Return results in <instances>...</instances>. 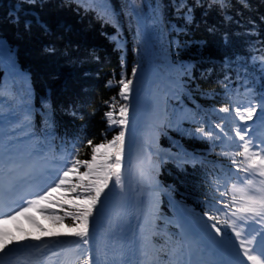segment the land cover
<instances>
[{"label":"trees","instance_id":"16d2710c","mask_svg":"<svg viewBox=\"0 0 264 264\" xmlns=\"http://www.w3.org/2000/svg\"><path fill=\"white\" fill-rule=\"evenodd\" d=\"M173 2L89 0L83 4L81 0H37L29 5L22 0H0V120L6 125L3 144L21 145L20 137L25 135L29 137L28 152L40 154L43 147L61 148L66 157L70 149L79 148L76 158L87 160L91 158V148L83 146L87 140L93 144L111 140L119 128L116 124L109 127L105 113L112 111V118L117 120L120 107L128 103L120 96L119 81L122 76L131 79L139 63L142 67L147 64L135 12L151 40L147 90L159 89L164 82L174 83L177 78L184 82L182 88H176L179 97L167 100V134H161L159 144L198 159L182 168L167 161L159 170H149L147 182L164 190L163 214L174 213L169 196L183 210L207 219L203 213L209 204L217 202L222 191L221 170L216 163L231 164L229 158L217 153L238 149L223 147L219 141L214 146L196 130L203 127L219 132L214 126L227 114L213 110L232 107L230 100L234 102L237 84L244 78H254L259 82L258 89L264 91L259 63L264 54V0H249L248 9L231 0L232 7L226 13L214 8L205 15V9H194L193 23L187 27ZM106 10L107 20L102 16ZM17 12L19 26L11 19ZM225 15L233 19L226 20ZM36 18L47 25L48 33L35 22L30 32L24 30L23 21ZM210 26L215 27L214 33L207 31ZM176 28L183 30L177 32ZM225 34L230 38L227 45ZM49 47H55V52L45 50ZM226 58L234 61L231 70L224 67ZM224 83L231 89L227 94ZM225 130L230 131L227 126ZM84 171L81 166L80 172ZM67 195L54 194L49 201L54 204L49 206L50 215L65 216L75 211V193ZM51 223L64 224L73 231L78 222L65 216L63 222ZM152 233L151 263L168 264L169 246L164 235L155 230Z\"/></svg>","mask_w":264,"mask_h":264},{"label":"snow or ice","instance_id":"6c2138e0","mask_svg":"<svg viewBox=\"0 0 264 264\" xmlns=\"http://www.w3.org/2000/svg\"><path fill=\"white\" fill-rule=\"evenodd\" d=\"M132 2L135 3V0ZM22 3L35 5L37 0H22ZM81 3L88 4L89 0H81ZM238 3L244 9L250 7L249 0H238ZM173 7L187 27L193 23L194 9H205V15H207L214 8L221 13H226L232 5L231 0H192V3H189V0H174ZM102 16L107 20L109 17L107 10ZM11 19L17 26L20 25L19 12ZM157 19H159V14H157ZM224 19L231 21L233 18L225 15ZM261 20L264 21V17H261ZM34 22L45 33L50 31L47 25L38 18L35 21L24 20V30L30 32ZM237 23L239 22L237 21ZM248 23L254 25V21ZM173 27L175 28V26ZM175 30L179 32L183 29L176 28ZM207 31L214 33L215 27L210 26ZM254 34V32L249 33V35ZM112 39L116 40V37H112ZM229 39V36L225 34L223 40L226 45L229 43ZM117 46H119L118 41ZM2 47L3 43L0 42V48ZM45 50L54 53L56 49L49 47ZM259 59L262 66L261 72L264 73V54ZM233 63L231 58H226L224 67L231 70ZM184 70L189 73L187 67ZM132 71L135 75L137 69L133 68ZM228 79L229 77L225 75V81ZM262 81H264V76H262ZM119 84L120 96L127 100L128 93L132 91L133 81L125 80L122 76ZM109 86H111V82H109ZM223 87L226 94L231 91L228 83H224ZM249 95H251L250 92ZM230 103H232L231 108L225 105L213 110L227 114L221 117V123L214 126L215 129L219 130L218 133L211 130L205 131L203 127L196 131L202 138L212 140L214 146L215 142L219 141L223 147L238 149L234 152L221 151L217 155L229 158L231 164L235 165L237 173L242 172L250 178L238 180L237 183L231 185V200L224 202L223 210L218 208L216 203L209 204L208 211L203 213V216L207 218L203 226L211 239L218 244H224L226 242L225 237L232 242V248L235 249L237 257H240L234 264H249V262L251 264H264V260L261 259L264 257V137H255L253 135L255 130L248 123L255 118L259 119L261 126L264 127V94L252 96L249 102L243 106L231 100ZM119 114L121 118L114 120L112 111L105 113L110 128L113 124L123 125L125 129L128 127L130 123L129 108L121 106ZM72 115L75 116V112ZM27 119L28 117H26ZM226 126L230 131L225 130ZM125 141V130L119 131L118 135L113 136L107 143L93 144V141L89 139L83 146L91 148V158L80 160L76 158L79 148L70 149L68 155L63 159L64 167L58 170L55 176L45 175L46 170H36L35 168H29L22 175L18 174L16 172L18 165L11 162V157L6 163L3 154L0 153V253L7 255L21 247H29V245H22L21 241L11 237L3 226L9 221L17 220L18 217L27 216L33 208L39 209L41 212L49 211L48 207L43 206L45 202L51 201L54 194L65 189L69 185L70 175L76 173L78 174V181L70 189L71 192L75 193L72 202L75 211L66 212L65 216H70L73 221L78 222L71 233L77 238L74 241L75 248L69 249L68 253L79 252V255H76L75 259L60 260L59 264H78V262L79 264H99V257L93 255L91 248L93 237L91 224L95 223V217L100 214L102 207L114 190L117 188L123 190L124 188L122 160L125 152ZM237 157L243 159L238 161ZM81 166L85 168L82 173L80 172ZM231 171L232 169L229 168V173ZM230 178V175L226 174L225 183ZM22 183L34 185L33 191L27 193L33 198L25 199L24 196L18 195L12 199L13 194L17 193ZM17 201H19L20 206L13 207L12 205H16ZM59 202L60 200L56 201V203ZM221 215H223V219H221ZM65 216L52 215L51 218L57 222H63ZM28 219L32 220L33 217L28 216ZM254 225L260 226L259 230ZM228 229L230 232L227 231ZM33 239L40 241L41 237L36 236ZM236 241L239 242L238 245ZM32 247L37 248V250L40 249L39 245H32ZM44 247L46 248L47 245ZM62 251L64 250L62 249ZM253 252H258L259 255L250 254ZM52 255L56 256L58 253ZM245 257L246 259H244ZM0 264L3 262L0 261ZM51 264H56V262L53 261ZM112 264H116V261L113 260Z\"/></svg>","mask_w":264,"mask_h":264},{"label":"rangeland","instance_id":"374dc122","mask_svg":"<svg viewBox=\"0 0 264 264\" xmlns=\"http://www.w3.org/2000/svg\"><path fill=\"white\" fill-rule=\"evenodd\" d=\"M141 72H143V70L137 68L136 74L133 75V78L131 79L133 81V84L131 85L132 91L128 93V99L126 100L129 102L126 106L129 108L130 123L126 129L124 128L123 125L116 124L117 127L119 128L116 135H118L119 131L121 130H125L126 133L133 132L139 123V115L141 112H140V108H139L140 105L138 103V100H139V97L142 99V97L144 96V93L140 95L141 88H142ZM132 94L136 95L138 100L136 98H133ZM159 94L160 93H156V94L154 93L153 95H150V94L147 95L148 97H150L149 98L150 101L145 102V104H148V105L150 104L152 106H155L154 104L157 103L158 99L160 98ZM121 98L125 100L122 96ZM137 103H138V110L131 111L130 106L137 105ZM157 110L159 111V107H157ZM120 118L121 117L117 118V120H119ZM148 138L150 140V143L154 144V142L151 141L152 138L154 139V136L149 135ZM160 148H163V147H160ZM21 152L22 153H20L19 151L16 156H12L10 152L0 151V153L3 154L6 163L9 162V157H11V161L14 163L15 162L21 163L25 160V161L31 162L34 165H40L41 166L40 170H46L45 175H48V176H55L58 170L64 167L61 164L62 162L60 161L57 163V161L53 162L52 159L50 158L49 159L45 158L44 161H42V159L35 160V159H32V157L26 158L24 156V152L23 151ZM153 161L157 162L158 159L154 157ZM156 166L157 165L155 164L152 165V167H156ZM146 174H147V170H145L142 175L144 180H146ZM76 176H77L76 173H73L70 175L69 185L65 189H62L59 192L60 196L61 195L68 196L67 194L70 193L71 186L77 183ZM109 205H110V202H108L107 200V204H106L107 208L102 207L100 214H98L95 217V223L92 228L93 235L96 231L99 230L101 222L104 219V215L106 214L104 210L105 211L108 210ZM43 206L46 207L45 205ZM178 214L174 217H171V218L169 217L170 219L168 220H172L173 225L180 230V236L185 238V233L190 234V242L188 244V251L186 252V254H182L183 258L179 257V258H182L181 259L182 262H177V264H205V263L212 264L217 260V258L214 257L213 255L214 253H216V250L214 248L219 249L228 258L229 262L231 263H234L235 261L239 260V258L234 254V252H231L229 250L228 244H232V242L229 241L227 237H225L226 242L224 244H218L216 241L212 240L211 237L207 234L203 226L204 221L196 220L197 219L196 216H194L193 214L191 215L189 213L190 214L189 218L188 217L187 218L191 223H188L185 219H183ZM45 215L46 217L50 218V220L52 219L51 218L52 215L48 216L47 211L41 212L39 209L33 208L29 211L27 216L18 217L17 220L11 221V224L7 223L3 227L6 229V231L10 234L11 237H13L16 240L21 241V243H23L31 235H38L41 237V239H44V242L42 244H39L40 249L37 251L45 250L46 258L41 263H39L40 262L39 260L37 261L38 258H35L34 263L32 264H51V262L53 261H55L56 264H59L60 260L75 259V256L79 255V252L68 253V250L70 248L72 249L75 248L74 241L77 240V238L70 239L69 237H72L73 235L71 234L72 231L69 228H67L65 225L58 224L57 221L53 219H52L53 222H56L57 224H52L51 223L52 220L51 222L46 221L45 217L43 218V216ZM28 216L33 217V219L29 220ZM192 223L194 227L191 225ZM148 228H149L148 226H143L142 231H141L142 240L144 241V243H145V240H144L145 233L147 232ZM227 231L230 232V229H228ZM70 242L72 244H69ZM144 243H143L144 246H142V251H143L142 257L146 258L147 254L145 253V251L147 250V246ZM238 243L239 242L236 241L237 245ZM44 245H47L46 247L47 249H44L45 248ZM91 248H92V252L94 255L96 246L91 245ZM62 249L64 251H62ZM179 250H182V249H179ZM179 250L177 251L180 252ZM53 253H58V255L53 256L52 255ZM66 253L68 254L66 255ZM174 259L176 258L174 257Z\"/></svg>","mask_w":264,"mask_h":264},{"label":"bare ground","instance_id":"6f19581e","mask_svg":"<svg viewBox=\"0 0 264 264\" xmlns=\"http://www.w3.org/2000/svg\"><path fill=\"white\" fill-rule=\"evenodd\" d=\"M133 98H136V95L132 94ZM155 106L148 104H141L142 107V115L140 117V127L134 130L131 133H126V141H125V152L122 160V165L126 162L130 163L133 167V176H132V192H133V207L134 212L137 217V225L135 229V240H136V256L135 260L137 264H143V260L140 257L141 248H142V228L143 226H149L156 218V212L159 209L160 198L158 196V192L153 189H149L145 183L144 178L142 177L143 172L147 169L149 164L150 157V149H156V145L149 144L148 137L149 135L156 136L157 130L160 127V121L162 118V105H163V97L160 96L158 102L154 104ZM159 107V111L157 110ZM161 155L168 154L167 150L163 148L156 149ZM174 157L179 155L172 154ZM17 173L23 174L29 168H35L37 170V166H33L30 163L23 162L21 165H18ZM33 191L34 185H29L22 183L18 188L16 194H13L12 199H15L18 194H21L26 187ZM22 190V191H21ZM117 189L114 190L113 194L108 199L110 204L114 201V198L117 194ZM32 196L28 195L25 199H31ZM107 201L103 208L106 207ZM19 205V201H17L16 205L13 207H17ZM107 208V207H106ZM106 214L104 215V219L101 222L103 226L106 219L108 210H104ZM22 217V216H21ZM11 224V221L8 222ZM258 228V226H254ZM102 231L101 229L96 231L92 237L91 245L98 246V241L101 238ZM38 235H31L28 237L22 245L27 244L29 247H21L17 251L20 253L14 260L11 261V264H32L34 263V259L38 258L41 263L46 258V251H37V248L32 247V245H39L44 242V239L40 241L34 240L33 238ZM228 248L231 252H234L236 255L235 249L232 248V244H228ZM47 249V248H44ZM2 254V253H0ZM216 257L219 258V261L216 264H234L229 262L228 258L219 250L216 249V253H214ZM242 255V253H241ZM237 256V255H236ZM240 259V257H238ZM246 259V258H244Z\"/></svg>","mask_w":264,"mask_h":264},{"label":"water","instance_id":"95a60500","mask_svg":"<svg viewBox=\"0 0 264 264\" xmlns=\"http://www.w3.org/2000/svg\"><path fill=\"white\" fill-rule=\"evenodd\" d=\"M143 36H145V31L142 32ZM154 154H157L161 156L162 158L166 160H181V161H186L184 157H177V156H172L169 153L161 155L158 151H153ZM132 174H133V168L130 163L125 164L123 168V177H124V188L123 190L120 189L121 195H122V205L121 209L127 210V206L129 202L131 201V188H132Z\"/></svg>","mask_w":264,"mask_h":264}]
</instances>
